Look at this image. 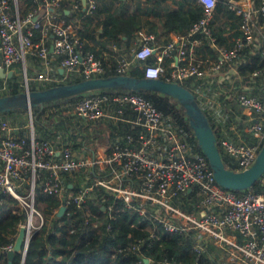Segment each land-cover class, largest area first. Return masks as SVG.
<instances>
[{
  "label": "built area",
  "instance_id": "obj_1",
  "mask_svg": "<svg viewBox=\"0 0 264 264\" xmlns=\"http://www.w3.org/2000/svg\"><path fill=\"white\" fill-rule=\"evenodd\" d=\"M27 1L0 0V68L20 67L23 90L29 89L30 80L52 83L69 75L82 79L101 76L105 63L83 47L78 33L80 17L66 21L59 10L62 0ZM196 1L202 6V16L186 33L157 46L154 36L137 30L131 56H117L115 70L128 74L138 61L154 56V63L142 66L145 77L179 83L190 77L231 78L224 93L248 110L249 136L234 139L221 135L217 143L226 167L243 170L253 163L264 141V98L247 91L245 85L235 84L244 78L232 60L251 45L264 51V0L257 4L248 0V5L242 0L225 1L239 16L241 31L230 46L218 44L211 32L217 0ZM97 5V0H74L72 10L92 14ZM41 9L42 14L33 20ZM35 30L40 33L37 40H33ZM205 41L216 57L196 54V47ZM52 54L58 58V67L50 65ZM27 55L37 57L44 69L27 76ZM57 69L63 71L62 76ZM261 74L264 68L255 70L249 79ZM5 88L3 85L0 90ZM194 91L199 99V89ZM56 108L58 114L70 116L89 130L103 128L102 135L89 141L75 129L69 134L76 139H71L57 127L60 118L56 113L51 124L43 125L46 135L36 130L31 109L27 123L21 125L0 118V195L14 198L24 212L17 232L21 225L25 227V251L32 235L49 221L35 206V195L40 191L59 199L54 209L58 215L61 206L62 214L69 205L73 212L79 209L84 224L105 237L113 255L127 249L136 255L135 264H201L209 246L213 249L206 253V264H264V192L255 191L253 186L234 190L218 184L206 156L190 135L150 100L137 92L93 90L53 110ZM109 128H115L110 138ZM91 205L102 215L92 212ZM123 213L131 228L142 231L139 235L127 231V246L113 229ZM159 229L187 237L193 261L156 259L145 253L152 245H159ZM13 243L4 249L10 250Z\"/></svg>",
  "mask_w": 264,
  "mask_h": 264
},
{
  "label": "trees",
  "instance_id": "obj_2",
  "mask_svg": "<svg viewBox=\"0 0 264 264\" xmlns=\"http://www.w3.org/2000/svg\"><path fill=\"white\" fill-rule=\"evenodd\" d=\"M74 1V0H73ZM72 1V2H73ZM101 0L92 14H84L82 11L74 13L80 17L81 25L78 29V33L83 39V47L89 49L88 45L84 41V38H93L91 32H98L97 28L101 26V32H98L100 36H105L113 40H120L124 36L128 41L133 34L145 25H148L149 32L158 35H168L170 31L177 30L179 33H186L190 26L202 16V6L196 0H173V7H165L164 12L152 13L151 19H144L145 16H150L149 10H141L139 7L133 11H127L125 7V0ZM117 3L114 5L115 2ZM30 4V0L27 1ZM160 2V0H157ZM27 4V6H29ZM64 8L68 9L64 0L60 3V11L64 17H68L65 14ZM222 13L226 16L230 22L228 25L219 21V15ZM94 17H97L96 22ZM69 21V19H67ZM212 23V35L220 45L230 46L233 42L232 38L241 34L239 29V16L234 13L227 6H223L221 1H217ZM94 24V26H93ZM90 26H93L90 28ZM159 31V32H158ZM90 33V34H89ZM40 33L39 30L34 31L33 40H37ZM166 40L165 42H167ZM264 44V43H263ZM196 54L204 57L209 55L210 57H216V51L210 47L205 41L201 46L196 47ZM55 60H58L56 58ZM154 56L148 57L144 61H138L133 65L127 73L133 76H144L142 66L147 63H154ZM168 64V59L165 60ZM239 74L244 78V81L250 78L255 70L264 68V51L255 49L253 45L244 47L236 58L232 60ZM105 71L102 75L119 74L115 70V61L109 65H105ZM28 70V68H26ZM59 76L62 74L59 73ZM83 77L78 75H69L65 78V81L41 83L37 85L35 82H29V89H43L51 85L60 83H73L81 80ZM3 78L0 77V88L4 85L2 83ZM254 81L264 83V75L253 76ZM7 86L3 90H0V95L12 94L22 91L19 87V80L17 73L6 78ZM214 83V81H213ZM181 84L191 91L195 89H204L209 86L201 77H190L181 82ZM224 86L225 82L222 83ZM107 92H134L127 89H104ZM260 98H264V89L261 90ZM148 100H150L158 109H160L165 115L171 117L175 124L183 131L187 132L192 138L197 149L199 148L196 138L194 137L192 130L188 124L187 117L184 110L180 107L179 103L172 97L153 92V91H139L137 92ZM195 96H197L194 91ZM80 97V96H79ZM65 98L56 101L46 102L42 107L35 106L31 108L33 116H35L34 126L36 130H39L42 135H46L48 132L43 128L44 124H51L53 121V114H58L59 108L53 110L61 104L70 103L77 99ZM198 102L200 103L198 97ZM203 112L207 115L214 133L217 137V141L220 138V131L216 128L211 118L203 108ZM25 108H16L7 112H0V118L9 119L12 123L22 124L24 122ZM60 121L58 123L64 132L69 135V138L76 139V135L69 134L70 131L78 129L82 132L84 137L89 138V141L98 139L102 134L103 128L93 127L92 130L88 129V126H83L81 123L72 121L68 115L58 114ZM109 127V126H108ZM123 130L127 129V125L122 126ZM113 129L109 128L107 134L108 138L113 135ZM226 163V160L224 158ZM253 189L258 192H264V173L254 183ZM59 199L41 193L38 191L35 195V206L41 209L45 218L49 221L44 223L29 240L26 255L22 264H135L136 255L129 250H124L113 255L112 251L106 244L105 237L89 229L83 222L82 212L77 209L73 212L71 205L67 208V213L58 215L54 212V209L58 207ZM92 212L102 215L101 210L98 207L91 205ZM24 212L19 208L17 201L9 196L0 195V264L1 262H8L7 251L4 246L14 240V234L17 232V226L20 220L23 218ZM70 228H74L73 232H70ZM114 232L117 234L124 245L127 246L128 238L126 237L127 231L132 230L133 235H139L142 233L138 228H131L129 221L126 219V214L119 215L114 221ZM160 241L159 245H152L147 250H144L147 254H152L156 259L166 257L176 261H184L191 263L193 261V252L191 250V243L187 237L177 234L164 232L161 229L158 230ZM213 247L209 246L206 253H209ZM206 253L201 256V264H206ZM21 253H15L11 264H21Z\"/></svg>",
  "mask_w": 264,
  "mask_h": 264
},
{
  "label": "water",
  "instance_id": "obj_3",
  "mask_svg": "<svg viewBox=\"0 0 264 264\" xmlns=\"http://www.w3.org/2000/svg\"><path fill=\"white\" fill-rule=\"evenodd\" d=\"M85 0H82L84 3ZM43 12L39 10L34 16L36 20ZM12 70L5 71L0 68L1 77H10ZM127 89L134 92L153 91L174 98L184 110L188 124L192 130L197 144L206 156L215 181L223 187L234 190L250 188L264 173V141L255 160L246 169L232 170L226 167L217 143V137L212 125L203 112L195 93L179 82L162 78L138 77L130 74L101 75L81 79L73 83H60L43 89H25L12 94L0 95V112H7L16 108L31 109L42 107L46 102L65 98H75L86 92L104 89ZM64 206L60 207L59 215L63 213ZM25 236V227L21 225L14 239L13 246L7 251L8 264H11L14 254L21 253V264L26 255L22 248Z\"/></svg>",
  "mask_w": 264,
  "mask_h": 264
},
{
  "label": "crops",
  "instance_id": "obj_4",
  "mask_svg": "<svg viewBox=\"0 0 264 264\" xmlns=\"http://www.w3.org/2000/svg\"><path fill=\"white\" fill-rule=\"evenodd\" d=\"M72 1L73 0H64V2H66V6L69 7L68 9L64 8L65 14L68 15V17H64L66 21L67 19H69V21L72 20L74 17V13H76L72 10ZM100 1L101 0H97L98 3H100ZM217 1H221L223 3V6H226V0ZM258 1L259 0H253L255 4H257ZM107 2L109 3L110 0H108ZM242 3L244 5L249 4L248 0H242ZM116 4L117 3L115 2L114 5ZM173 6V0H160V2H157V0H125V7L127 11H133L138 7L141 10H149V13L151 14L150 16H145V20L151 19L153 17L152 13H154V11L162 13L164 12L165 7ZM218 19L219 21L224 22L227 25L230 22V20H228L226 16L222 13H220ZM96 20L97 17H94L95 22ZM93 26H90V28H92ZM97 30L98 32H101V26H99ZM140 30L154 36L153 42L157 46L165 44L166 40L169 41L172 39H176L179 34H182L179 33L177 30H174L170 31L168 35H162L161 33L155 35L154 33L149 32L148 25L143 26L142 28H140ZM98 32H91V34H93V38H84V41L88 45V48L93 51L95 56L100 58L105 63V65H109L111 62H114L117 59V56L119 55H125L128 57L131 56L132 48L135 46L136 32L128 41L125 39L124 36L122 37V39L116 41L105 36H100ZM54 57L55 55L52 54V61L50 64L52 68L58 67V60H55L56 58ZM26 68H28V72L32 75L44 69L43 65H41L40 60L37 57H33L30 55H27L26 57ZM17 69H19L18 66L12 69H7L5 71L12 70L13 73H17ZM57 70L60 74H62L63 71L61 69ZM2 78V83L7 86L6 78L8 77L5 76ZM219 78H216L214 80L204 79L205 81H207V83L210 84L204 89H199V99L201 101V104L210 116L212 124L219 129L220 135H226L234 139L244 137L247 139L249 134L246 132V127L250 124L248 110L243 109L235 101L225 96L224 91L229 87V81L231 80V78L225 80H222L221 77ZM250 80L251 79H247V81H244V79L242 81L236 80L235 84L245 85L247 91L249 92H254L259 95L260 93L262 94L261 90L264 89V83L259 81L256 82L253 79L251 81ZM223 82H225V84L227 85L224 86L222 84Z\"/></svg>",
  "mask_w": 264,
  "mask_h": 264
},
{
  "label": "rangeland",
  "instance_id": "obj_5",
  "mask_svg": "<svg viewBox=\"0 0 264 264\" xmlns=\"http://www.w3.org/2000/svg\"><path fill=\"white\" fill-rule=\"evenodd\" d=\"M21 7H23V6H21ZM22 10V9H21ZM24 11V10H23ZM26 75L27 76H31L32 74H30L29 72H28V70H26ZM17 77H18V80H19V87L21 88V89H23L24 88V86H25V84H24V74H23V71L21 70V68L19 67V69H17ZM30 81H33V80H30ZM63 81H65V79H63L62 80V82ZM33 82H35V81H33ZM36 83V82H35ZM37 85H39V84H41V83H36ZM204 108V107H203ZM29 110L27 109L23 114H24V123H27V121H28V118H29V112H28ZM35 217H36V215H35ZM1 264H8V262L7 263H5V262H1Z\"/></svg>",
  "mask_w": 264,
  "mask_h": 264
}]
</instances>
